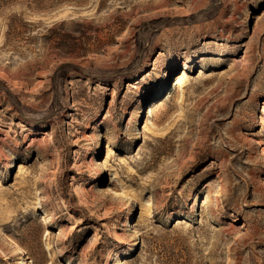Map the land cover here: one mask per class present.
<instances>
[{
    "label": "rangeland",
    "instance_id": "374dc122",
    "mask_svg": "<svg viewBox=\"0 0 264 264\" xmlns=\"http://www.w3.org/2000/svg\"><path fill=\"white\" fill-rule=\"evenodd\" d=\"M263 117L264 0H0V264H264Z\"/></svg>",
    "mask_w": 264,
    "mask_h": 264
},
{
    "label": "bare ground",
    "instance_id": "6f19581e",
    "mask_svg": "<svg viewBox=\"0 0 264 264\" xmlns=\"http://www.w3.org/2000/svg\"><path fill=\"white\" fill-rule=\"evenodd\" d=\"M201 72V71H200ZM199 72V73H200ZM202 73V72H201ZM200 73V75L199 76H202L203 75V73L201 74ZM198 76V77H199ZM188 77H189V75L187 74V72L185 71V70H183V71H181V73H179V75H177L175 78H174V80H173V85H172V87L171 88H173V89H176L177 88V90H178V88H180L181 90H183V88L187 85V82H188ZM171 85V84H170ZM181 90H180V92H181ZM174 91V90H173ZM176 91V90H175ZM182 93V92H181ZM183 94V93H182ZM181 94V95H182ZM141 112V111H140ZM107 116V115H106ZM105 116V117H106ZM105 117H104V119H105ZM262 124H263V126H264V117L262 118ZM50 137H51V135H50ZM96 143V142H95ZM104 163V162H103ZM98 165H99V163H98ZM105 166L104 164H101V166ZM114 171V170H113ZM113 174H114V177H115V174H116V172L114 171L113 172ZM106 190H104V191H106V192H108V194H111L110 196H112V195H115L116 194V192L115 191H113V189H111L110 187H107V188H105ZM106 194V193H105ZM216 205V204H215ZM213 207V206H212ZM214 208V207H213ZM212 208V209H213ZM212 209H209V210H212ZM217 209V208H216ZM212 212H213V210H212ZM214 213V212H213ZM181 222H183V221H181ZM94 240V239H93ZM8 241H9V243H10V245L12 246V247H15V249H17L18 250V246H19V244H18V246H17V243H16V241L13 239V238H9L8 239ZM11 248V247H10ZM6 250V249H5ZM9 250V249H8ZM13 250V249H12ZM3 251V250H2ZM22 251V250H21ZM6 252V251H5ZM9 252V251H8ZM19 253V251H16V253ZM23 253V252H22ZM5 254V253H4ZM11 254V253H10ZM13 254V253H12ZM21 256V255H20ZM23 256V255H22ZM18 258H21V257H18ZM19 263L21 264L22 262L21 261H19ZM105 264H107V260H106V262H105Z\"/></svg>",
    "mask_w": 264,
    "mask_h": 264
}]
</instances>
